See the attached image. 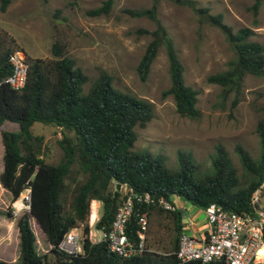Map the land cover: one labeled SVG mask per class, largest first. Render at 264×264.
<instances>
[{
    "label": "trees",
    "instance_id": "1",
    "mask_svg": "<svg viewBox=\"0 0 264 264\" xmlns=\"http://www.w3.org/2000/svg\"><path fill=\"white\" fill-rule=\"evenodd\" d=\"M10 0H1L3 9ZM189 6L197 16L214 26L224 35L233 49L231 64L223 70L210 73L206 81L224 87H235L245 73H264V45L247 39L249 28L232 30L224 23L220 13H209L195 0H170ZM261 0H252L250 8L256 13ZM158 0L141 8H122L130 16H146L155 26L138 31L149 35L136 63V73L144 80L149 65L160 44H164L169 85L163 93L171 94L176 112L196 118L199 114L196 90L186 84L182 64L175 47L166 37V31L156 16ZM112 0L88 8V15L106 14ZM11 38L0 41V78L10 72L8 54L14 49ZM51 57H29L24 85L19 89L0 85V123L3 120L18 124L16 130H1L2 168L0 184L10 193V201L29 187L27 207L11 215L9 204L0 211L12 219L17 229L18 255L14 262L0 259V264H201L192 259L179 261L176 257L178 235L182 228L181 212L166 210L155 205L136 204L126 224V234L137 241L138 226L134 212L165 217L171 231L170 245L161 251L144 248L136 254L122 256L110 251L104 240L83 241V254L65 253L56 247L62 234L71 226L82 222L87 233V218L91 199L100 201L95 227L106 230L118 202V188L123 182L135 191L152 195L180 196L198 207L215 202L225 210L253 212L258 207L250 202L255 188L264 185V121L257 123L259 153L253 158L240 145L235 146L239 162L247 174L241 181L224 149L217 147L211 159L213 171L195 176V164L182 152L178 153V167L168 168L161 156L132 150L134 126L142 127L152 117V102L144 97L117 89L110 76L101 71L86 91L82 84L86 75L74 65L65 53L64 43L54 39L50 44ZM34 121L60 126L57 143L61 156L57 162H48L41 156L43 136L33 133ZM64 130H67L66 133ZM78 176H82L78 179ZM73 182L68 189L67 181ZM69 192V195H67ZM259 208V207H258ZM33 219L48 247L39 253L35 247L36 234L31 228ZM264 237V229H263ZM211 264H223L217 259Z\"/></svg>",
    "mask_w": 264,
    "mask_h": 264
},
{
    "label": "rangeland",
    "instance_id": "2",
    "mask_svg": "<svg viewBox=\"0 0 264 264\" xmlns=\"http://www.w3.org/2000/svg\"><path fill=\"white\" fill-rule=\"evenodd\" d=\"M101 2L10 0L3 9L0 8V41L6 44L11 38L10 46L23 50L27 56L46 58L52 56V41L59 40L64 43L65 53L73 59L74 65L86 75L83 91L103 71L117 89L150 100L152 117L144 126H134L132 150L160 155L163 163L171 169L178 167V153L182 152L195 164L194 175L204 176L212 173L211 159L220 146L240 180H246L247 174L239 162L235 146L240 145L253 158L258 156L256 127L258 121H264V73H245L235 87L206 81L208 74L226 69L231 64L232 47L216 26L201 20L189 6L158 0L156 16L175 47L183 68V80L196 90L198 116H181L175 110L171 94L163 93L169 85L164 44L159 45L144 80H140L136 73V63L149 40V35L138 29H151L155 24L146 16H130L122 8L146 7L151 0H112L106 14L85 13L86 9ZM195 2L206 7L209 13H220L222 21L232 30L249 28L247 39L264 45V0L260 1L256 13L250 8L252 0ZM30 130L43 136L41 156L44 160L57 162L62 153L57 143L61 129L34 121ZM67 184L71 189L73 182L68 180ZM179 198L186 207L193 204ZM257 205L264 209V185L259 187ZM30 223L36 234V250L43 253L48 245L33 219ZM171 235L165 217H148L143 240L147 246L160 249ZM17 255L14 233L7 240H0V259L14 262Z\"/></svg>",
    "mask_w": 264,
    "mask_h": 264
},
{
    "label": "built area",
    "instance_id": "3",
    "mask_svg": "<svg viewBox=\"0 0 264 264\" xmlns=\"http://www.w3.org/2000/svg\"><path fill=\"white\" fill-rule=\"evenodd\" d=\"M7 61L10 72L0 78V85L5 84L13 89L24 85L28 62L21 49H14L8 54ZM261 186V185H260ZM259 186V187H260ZM259 187L250 196V202L257 204ZM118 202L114 214L106 230L94 226L99 213L95 211L91 217V201L87 218V233L82 230V222L69 227L60 237L56 247L71 254H83V241L89 243L104 240L110 251L122 256L139 253L144 248V233L147 229V215L135 211L138 226V240H130L126 234V224L136 204L155 205L166 210H175L176 206L163 195H152L147 191H135L123 182L118 186ZM18 201V204H16ZM29 187L26 186L18 197L10 201V213L15 215L18 209L27 207ZM208 230L205 237L198 239L180 231L175 250L179 261L197 259L201 264L222 258L223 264H264V209L255 208L253 212H237L225 210L215 202L202 207Z\"/></svg>",
    "mask_w": 264,
    "mask_h": 264
},
{
    "label": "crops",
    "instance_id": "4",
    "mask_svg": "<svg viewBox=\"0 0 264 264\" xmlns=\"http://www.w3.org/2000/svg\"><path fill=\"white\" fill-rule=\"evenodd\" d=\"M57 127L60 128V126ZM17 128H18V124L14 121L3 120L0 123V131L16 130ZM1 155H2V142L0 135V170L2 168ZM170 200L174 203L176 209L180 210L181 212V222H182L181 230L198 239H202L203 237H205L208 230V223L206 221L202 207L194 206L193 204H190L191 206L186 207L185 205L186 203L177 195H171ZM92 201H95L96 208L94 209L96 212H98V209L100 208V204H99L100 201L96 199H91V202ZM9 203H10V193L0 184V211H3ZM16 204H18V201H16ZM187 209L189 210V213ZM184 211L186 212V214H183ZM13 233L17 239V229L13 225L12 219L7 217L4 213L0 212V240H7L11 235H13ZM169 245H170L169 240H166L165 246H169ZM148 248L156 251L162 250V248L157 249V248H152L150 246H148Z\"/></svg>",
    "mask_w": 264,
    "mask_h": 264
},
{
    "label": "bare ground",
    "instance_id": "5",
    "mask_svg": "<svg viewBox=\"0 0 264 264\" xmlns=\"http://www.w3.org/2000/svg\"><path fill=\"white\" fill-rule=\"evenodd\" d=\"M95 204H96L95 201H92V202H91V207H92L91 217H93L94 214H95V209H94V208H96V207H95Z\"/></svg>",
    "mask_w": 264,
    "mask_h": 264
},
{
    "label": "water",
    "instance_id": "6",
    "mask_svg": "<svg viewBox=\"0 0 264 264\" xmlns=\"http://www.w3.org/2000/svg\"><path fill=\"white\" fill-rule=\"evenodd\" d=\"M118 186H119V184H118V183H116V184H115V190L118 188Z\"/></svg>",
    "mask_w": 264,
    "mask_h": 264
}]
</instances>
